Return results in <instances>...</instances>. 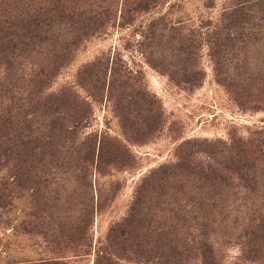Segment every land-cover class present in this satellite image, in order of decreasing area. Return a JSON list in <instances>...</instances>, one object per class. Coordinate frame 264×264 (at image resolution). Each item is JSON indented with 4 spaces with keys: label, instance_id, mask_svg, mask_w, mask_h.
I'll return each mask as SVG.
<instances>
[{
    "label": "rangeland",
    "instance_id": "1",
    "mask_svg": "<svg viewBox=\"0 0 264 264\" xmlns=\"http://www.w3.org/2000/svg\"><path fill=\"white\" fill-rule=\"evenodd\" d=\"M57 1L0 0V264H264V4Z\"/></svg>",
    "mask_w": 264,
    "mask_h": 264
},
{
    "label": "trees",
    "instance_id": "2",
    "mask_svg": "<svg viewBox=\"0 0 264 264\" xmlns=\"http://www.w3.org/2000/svg\"><path fill=\"white\" fill-rule=\"evenodd\" d=\"M254 1H257L258 3L255 4ZM71 2H73V1H69V0H59V1H57V7H58L59 11L62 12L61 8L59 7V4H61V7L64 10L66 8V3H68V5L70 7V9H68V13H71V11H70V10H72L71 9L72 6L70 5ZM248 4H250V6L248 8H249V10L251 12V10H252V8L254 6H261L262 4H264V0H251V1H247V3H246V1H243V3L241 4V10H243V9H247L248 10V8L246 7V5H248ZM125 7H126V5H125ZM144 8H146V7H143L142 10H146ZM239 8L236 7V9H234L233 13H237ZM40 11H42V10H40ZM51 11L52 10L45 11L44 15L47 16V14L50 13ZM122 11L125 13V9L122 10ZM262 12H264V8H262ZM105 13L107 14L108 10H106ZM261 20H264V19L261 18ZM28 23L29 22L25 23L24 26H22V28L26 31V33L22 34L21 36H18L19 33L18 32L16 33L14 30L12 32H5V34H3L2 37L0 36V40L3 41V40L8 38V37H6L7 35L10 37V36H12V34H14V38L18 37L17 40L20 37H24V38H26V42L24 44H22L23 48H27L31 44L35 43L36 40L39 41V34L32 35V32L29 31V28H28L30 23L29 24ZM97 24H100V22H93L94 26L97 25ZM12 26L15 27V28H19V25H15L14 23H12ZM35 27H37V26H35ZM26 28H28V29H26ZM16 35H17V37H15ZM14 38L11 37L9 39V41L6 40L7 43L5 42V44L8 45V43H9L11 46H13V47H11V49H15L14 48L15 44L12 43V40H15ZM2 46H3V44H2ZM6 49L7 50L10 49V47L6 46ZM1 50L3 51V49L0 47V51ZM227 169H228V174L227 175L231 176L232 174H235V173H233V169L231 167H228ZM238 172L241 173V171H238ZM240 173H236V174L239 175ZM245 178H246L245 176L239 177L240 180H244ZM254 215L255 216L252 219H250L246 225H244V223H243L242 228L246 232L245 235L247 237H253L254 239H259V238L262 239V238H264V213L256 211ZM243 226H245V227H243Z\"/></svg>",
    "mask_w": 264,
    "mask_h": 264
}]
</instances>
